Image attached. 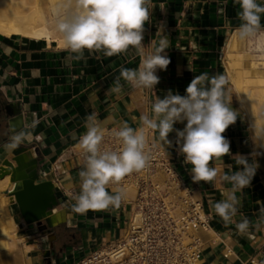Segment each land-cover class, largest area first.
Returning a JSON list of instances; mask_svg holds the SVG:
<instances>
[{
    "label": "crops",
    "instance_id": "1",
    "mask_svg": "<svg viewBox=\"0 0 264 264\" xmlns=\"http://www.w3.org/2000/svg\"><path fill=\"white\" fill-rule=\"evenodd\" d=\"M152 3L156 7L150 23L145 25L143 43L147 47L150 41H159L157 28L162 23L163 35L170 44L165 51L171 59L166 71L157 70L160 83L153 89H136L121 79L122 91L110 90L122 66H139L140 57L134 49L112 57L85 51L84 59L77 61L53 39L47 42L0 34V97L6 104L13 103L19 108L23 120L19 130L25 133L23 143L15 150L5 147L12 133L8 131L7 137L0 139V164L8 159L26 172L28 161L36 159L39 177L36 182L50 181L57 201L50 211L54 223L50 232L39 231L35 223H24L16 203L6 202L4 216L18 238L12 252L0 261L2 264H74L89 250L124 234L133 193L124 190L121 184L108 188L112 193L123 191L119 207L85 213H76L71 207L75 202L73 196L80 191L79 172L84 163L77 144L86 131L89 116L103 130L118 129L123 122L138 128L141 114L151 115L156 96L164 98L169 89L173 94L184 95L193 77L203 72L225 75L223 47L240 24L239 5L234 0H152ZM261 23L264 26V15ZM228 87L235 99L230 83ZM231 106L239 115L223 135L230 141L232 155L239 153L251 160L250 154L257 152L255 139L249 127L251 136L241 126L240 118L246 120L236 100ZM185 124L186 121L176 123L174 128L182 130ZM153 136L183 183L202 201L210 218L209 229L197 231L204 264H264V160H261L264 157H256L260 167L251 185L236 192L240 200L238 213L232 222L226 223L215 214L212 205L224 199L231 188L221 177L229 171L228 165L232 171L238 170L235 161L230 156L212 161L210 167L218 169V176L211 182L195 183L191 165H186L179 153L175 131L168 137L171 146L164 144L154 130ZM18 175L22 172L18 171ZM244 217L250 226L241 233L235 225Z\"/></svg>",
    "mask_w": 264,
    "mask_h": 264
},
{
    "label": "clouds",
    "instance_id": "2",
    "mask_svg": "<svg viewBox=\"0 0 264 264\" xmlns=\"http://www.w3.org/2000/svg\"><path fill=\"white\" fill-rule=\"evenodd\" d=\"M239 5L237 17L240 24L236 29L241 42L254 41L258 50L264 51V3L259 0H234ZM156 7L152 0H63L57 8L55 30L63 40V47L73 54L72 59H84L85 51L102 52L107 57L127 53L134 49L140 63L137 68L121 67L115 79L112 92L122 91L123 79L136 89H153L160 83L157 70L166 71L171 63L166 49L169 39L163 35L164 25L157 28L158 42L150 41L145 46V25L150 23L151 12ZM164 8L161 7V10ZM229 81L224 74L209 75L203 72L195 75L185 89V94H173L169 89L164 98L156 96L152 103L151 115L141 114V127L133 128L123 122L112 134L119 142L116 149L103 147L104 130L89 116L86 131L79 137L77 147L82 150L83 168L79 172L80 191L73 196L71 207L76 213L89 210H108L119 207L123 191L112 193L109 185L122 181L134 172L149 167L151 156L146 152L147 138L145 129L154 130L159 139L167 146L172 145L169 134L176 133L179 153L184 163L191 165L190 172L195 183L211 182L218 176V169L210 167L214 160L230 156L238 170L229 171L221 177L231 185L225 198L215 202L212 207L223 221L232 222L238 213V190L251 185L256 170L260 167L252 152L251 160L245 155L231 153L229 139L223 134L237 121L239 112L231 106L232 94ZM186 124L182 130L175 129L176 123ZM254 141L258 146L264 143V128L258 130L252 125ZM22 130L12 129L6 148L15 150L24 141ZM264 211V209H262ZM239 232H245L250 221L244 217L236 223Z\"/></svg>",
    "mask_w": 264,
    "mask_h": 264
},
{
    "label": "built area",
    "instance_id": "3",
    "mask_svg": "<svg viewBox=\"0 0 264 264\" xmlns=\"http://www.w3.org/2000/svg\"><path fill=\"white\" fill-rule=\"evenodd\" d=\"M112 130H104L106 149L119 147ZM145 133L149 167L118 182L123 187L130 183L134 190L124 234L99 244L74 264H204L202 241L193 231H207L210 218L157 144L153 130Z\"/></svg>",
    "mask_w": 264,
    "mask_h": 264
},
{
    "label": "bare ground",
    "instance_id": "4",
    "mask_svg": "<svg viewBox=\"0 0 264 264\" xmlns=\"http://www.w3.org/2000/svg\"><path fill=\"white\" fill-rule=\"evenodd\" d=\"M45 3L51 5L52 19L55 22L57 8L63 0H0V34L44 39L47 42L53 39L58 46H63V40L56 32L55 24H52L51 19H47L45 15L43 7ZM223 49L224 72L237 99V105L249 130L253 134L254 124L258 133L259 129L264 128V51L258 50V45L254 41L241 42L237 38L236 29L227 37ZM253 137L256 140V136ZM256 147L257 152L264 157V143L260 146L256 144ZM16 169L19 177L27 174L23 167ZM18 171H21L22 175H18ZM3 178L0 181V188L2 186L5 188L6 202L14 203V197L9 192L15 187V183L10 182L9 175ZM178 191L184 196L180 190ZM197 231L199 230L193 233L198 235ZM0 240L5 249L14 246V240L8 237L4 226L0 227ZM0 250L2 256L8 257L7 250L3 248ZM3 258L0 257V261Z\"/></svg>",
    "mask_w": 264,
    "mask_h": 264
},
{
    "label": "water",
    "instance_id": "5",
    "mask_svg": "<svg viewBox=\"0 0 264 264\" xmlns=\"http://www.w3.org/2000/svg\"><path fill=\"white\" fill-rule=\"evenodd\" d=\"M6 127L12 133V129L19 130L23 126V120L19 108L13 104L5 105ZM37 160L28 161L29 169L25 176H17V169L8 159H4L0 165V178L9 175V180L15 183V187L9 192L14 197L19 215L26 224H36L41 232H50L54 223L51 222L50 211L57 201L50 181L38 180L36 169Z\"/></svg>",
    "mask_w": 264,
    "mask_h": 264
},
{
    "label": "rangeland",
    "instance_id": "6",
    "mask_svg": "<svg viewBox=\"0 0 264 264\" xmlns=\"http://www.w3.org/2000/svg\"><path fill=\"white\" fill-rule=\"evenodd\" d=\"M43 7H44V10H45V15H46V17H47V19H51V21H52V24H55L54 23V21H53V19H52V14H51V10H52V8H51V5L49 4H47V3H45L44 5H43ZM223 53H224V50H223ZM223 61V60H222ZM231 89H232V87H231ZM232 92H233V89H232ZM233 94H234V92H233ZM234 96H235V94H234ZM232 101H233V103H235V100H236V103H237V99H236V97H235V99H234V97L232 96ZM240 123H241V126H242V128H243V130L246 132V134L248 135V136H251L250 135V133H249V130H248V126L246 125V122L244 121V119L241 117L240 118ZM252 133V132H251ZM253 135V134H252ZM254 147H255V145H254ZM261 160H264L263 158H261ZM2 179H4V178H2ZM1 178H0V181L2 180ZM1 183V182H0ZM124 190H130V191H132V193H134V190H133V186L129 183V184H125L124 185ZM3 189H5L3 186L0 188V227L1 226H4L5 227V230H6V232H7V234H8V237H11V238H13V240H14V246L12 247V248H6L5 249V246H2L1 244L3 243L2 242V240H0V248H3V250H7L8 251V255L12 252V250L14 249V247H15V243H16V237L18 238V234L17 233H13V229L10 227V225H9V222H8V220L6 219V217L4 216V210H3V208H4V206L6 205V201H7V193H4V191H3ZM2 192L4 193V195H6L5 197L4 196H2L3 194H2ZM195 198V197H194ZM3 199H5V200H3ZM14 204H15V202H14ZM22 240H20L19 242H18V244L21 242ZM2 242V243H1ZM0 251H2V250H0ZM0 257L1 258H3L4 256H2L1 255V253H0ZM5 258V257H4ZM2 260V259H1ZM0 264H2L1 262H0Z\"/></svg>",
    "mask_w": 264,
    "mask_h": 264
},
{
    "label": "flooded vegetation",
    "instance_id": "7",
    "mask_svg": "<svg viewBox=\"0 0 264 264\" xmlns=\"http://www.w3.org/2000/svg\"><path fill=\"white\" fill-rule=\"evenodd\" d=\"M5 105V101L0 97V139H5L8 135L5 118Z\"/></svg>",
    "mask_w": 264,
    "mask_h": 264
}]
</instances>
